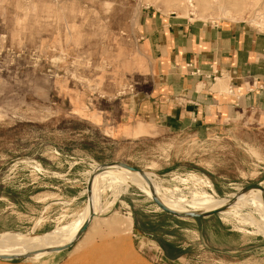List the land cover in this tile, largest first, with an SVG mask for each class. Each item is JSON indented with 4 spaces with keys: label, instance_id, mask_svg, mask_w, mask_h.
I'll return each instance as SVG.
<instances>
[{
    "label": "rangeland",
    "instance_id": "rangeland-1",
    "mask_svg": "<svg viewBox=\"0 0 264 264\" xmlns=\"http://www.w3.org/2000/svg\"><path fill=\"white\" fill-rule=\"evenodd\" d=\"M188 1L0 0V254L17 242L0 264H264L253 203L198 220L152 200L196 213L202 191L264 201V112L213 132L146 122L134 132L130 99L154 84L143 10L264 31V0H226L241 6L230 16ZM99 165L148 173L165 194Z\"/></svg>",
    "mask_w": 264,
    "mask_h": 264
},
{
    "label": "crops",
    "instance_id": "crops-1",
    "mask_svg": "<svg viewBox=\"0 0 264 264\" xmlns=\"http://www.w3.org/2000/svg\"><path fill=\"white\" fill-rule=\"evenodd\" d=\"M153 88L130 99L134 132L154 127L213 132L264 112V31L244 22L198 21L143 10L139 34Z\"/></svg>",
    "mask_w": 264,
    "mask_h": 264
},
{
    "label": "bare ground",
    "instance_id": "bare-ground-1",
    "mask_svg": "<svg viewBox=\"0 0 264 264\" xmlns=\"http://www.w3.org/2000/svg\"><path fill=\"white\" fill-rule=\"evenodd\" d=\"M257 2H258V0H257ZM187 4H188L187 11L190 10L192 13L194 12V10L197 9V7H199V8L201 7L200 11H201L202 15H204L210 9H216L217 11L221 12L222 15H224V16H230L232 12L237 13V12L241 11V6L229 7L230 5L226 3V0H211V1L196 0V6L193 3V1L189 0L187 2ZM96 169L101 173H104V172L106 174L108 173V175L111 178V181L122 182V183H125V185L127 184V186H129V187L131 185H134L136 181L141 182L142 184H145L146 186H148V188L151 191H153L154 193L160 194V195H158L159 199H160L161 195L165 194L164 190L160 189L159 185L155 184L156 181L154 182L152 180V178H150V175L148 173H142L140 171H132V170H129L126 168H124V169L106 168V167L100 166V165ZM198 181L201 182V180H198ZM203 184L207 185V183H205V182H203ZM196 193H195V195H196ZM197 195L199 197L198 198L195 197L197 199V200H195L196 208L199 210V212H201L203 214L210 213V212L216 211V210H222V209H224V211L222 213H230L232 210H235V209L237 210L238 206L241 207L243 205H248V204H252V203H253L252 205H255L259 210L261 209L260 212H262V211L264 212V201L251 202V201H246V200H242V201L218 200V199H215L212 195L207 194L205 191L197 193ZM255 196L264 198V195H255ZM161 197H163V196H161ZM165 200L170 202L168 199H165ZM158 201L163 206H165L169 209H172L178 213H181L183 215L189 216L190 214L196 213V212H191V211L186 210V209L175 207V206H173L169 203H166L164 201H160V200H158ZM174 203H176L177 205H180L179 200L175 201ZM191 206H193V205H191ZM98 213H100V209L98 210ZM94 217H97V215L91 216L90 219L92 220ZM49 241H50V244L49 243L48 244L45 243V244L50 245L51 246L50 248H53L55 246V249H58L59 247L64 246V243L59 244L58 241H53V240H49ZM16 246H17V242L11 243L9 251L4 253V254H0V258L10 255L16 249Z\"/></svg>",
    "mask_w": 264,
    "mask_h": 264
},
{
    "label": "water",
    "instance_id": "water-1",
    "mask_svg": "<svg viewBox=\"0 0 264 264\" xmlns=\"http://www.w3.org/2000/svg\"><path fill=\"white\" fill-rule=\"evenodd\" d=\"M129 168L132 169V170H135V169L132 168V167H129ZM251 187H259V189L262 188L261 186H251ZM248 188H249V187H248ZM262 189H264V188H262ZM152 200H153L154 203H155V204H156L161 210H163L164 212H166V213H168V214H171V215L181 216V215L175 214V213L171 212L170 210H168L167 208H165V207H164L159 201H157V200H155V199H152ZM223 211H224V209H222V210L212 211V212H210V213H205V214H203V213H193V214H190L188 217L193 218V219H205V218H210V217H213V216H215V215H218V214L222 213ZM191 212H193V211H191ZM89 224H90V222L87 223V224L83 227V229H82V234L88 229ZM71 246H72V244L69 245L68 247H66L65 249H62L61 251L67 250V249H69Z\"/></svg>",
    "mask_w": 264,
    "mask_h": 264
},
{
    "label": "trees",
    "instance_id": "trees-1",
    "mask_svg": "<svg viewBox=\"0 0 264 264\" xmlns=\"http://www.w3.org/2000/svg\"><path fill=\"white\" fill-rule=\"evenodd\" d=\"M198 220H200V219H198ZM160 243H161V245H162V247H163V249L165 251L166 256L169 259H173V253L171 252V250L174 248V246L173 245H166V244H164L162 242H160Z\"/></svg>",
    "mask_w": 264,
    "mask_h": 264
}]
</instances>
